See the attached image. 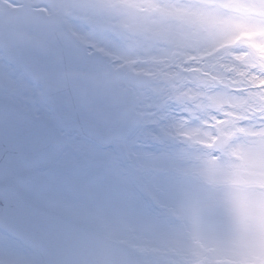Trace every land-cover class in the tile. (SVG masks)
<instances>
[{
	"label": "clouds",
	"instance_id": "1",
	"mask_svg": "<svg viewBox=\"0 0 264 264\" xmlns=\"http://www.w3.org/2000/svg\"><path fill=\"white\" fill-rule=\"evenodd\" d=\"M0 264H264V0H0Z\"/></svg>",
	"mask_w": 264,
	"mask_h": 264
}]
</instances>
